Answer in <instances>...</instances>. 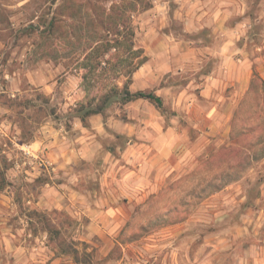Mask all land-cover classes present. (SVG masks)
Returning <instances> with one entry per match:
<instances>
[{"label": "clouds", "instance_id": "clouds-1", "mask_svg": "<svg viewBox=\"0 0 264 264\" xmlns=\"http://www.w3.org/2000/svg\"><path fill=\"white\" fill-rule=\"evenodd\" d=\"M67 2L0 7L38 36ZM75 3L87 43L68 71L10 76L13 50L0 72L20 102L0 106V264H264V193L235 219L248 176L198 214L201 189L247 167L221 145L264 121V0ZM94 51L91 72L77 67Z\"/></svg>", "mask_w": 264, "mask_h": 264}, {"label": "rangeland", "instance_id": "rangeland-1", "mask_svg": "<svg viewBox=\"0 0 264 264\" xmlns=\"http://www.w3.org/2000/svg\"><path fill=\"white\" fill-rule=\"evenodd\" d=\"M13 15L15 13L10 8L0 7V40H5L11 45V48L5 54L4 60L0 61V65H3V67H0V72L4 70V67H8L7 61L11 51L15 50L17 57L24 56L23 61L19 63L13 62V66L8 72L10 76L12 71L21 68L26 71L36 72L38 76H47L62 65L65 67V71H68L71 66L70 61L76 59L75 53L87 43V26L83 23L80 6L75 3V0H68L58 10L57 16H53L51 21L46 22L47 26L38 36L33 25H29L28 28L21 27L18 30L13 29V21L10 19ZM64 17L68 18L67 24L64 22ZM256 27L259 28L260 25ZM34 37L37 38L34 39ZM53 42L56 47H52ZM89 62L91 63V60L85 57L82 64L77 67L83 66L89 70ZM54 79L58 86L71 87L70 83H65L66 77H64L63 73L54 77ZM17 86L21 87L22 91L25 90L22 82ZM0 87L3 88V91L0 92V106L20 107L19 97L13 99L8 95L13 83L7 80H0ZM40 98L41 96L37 95V99ZM245 127L248 130L242 134L240 132L229 134L227 141L221 147L225 151L232 149L244 153L245 160L243 163L247 167L241 168L239 165H235L233 168L236 170L223 171L220 183L208 188L207 193L201 189L200 195L205 196V200L198 214L206 216V210L215 200L231 198L230 194L233 188L243 187L240 183V178L242 175H246L249 179L245 181V185H250L246 189L250 199L242 206L241 213H238L235 217L238 223L243 225L244 221L240 220L239 216L249 215L251 211H254L252 207L253 200L261 193H264V187H262L264 185V121L254 122L248 120L245 123ZM193 150L195 151V149ZM197 162L194 159L191 164H197ZM207 197H211V199ZM244 208H247L246 212L243 211ZM63 251L67 258L75 262L73 249L66 247Z\"/></svg>", "mask_w": 264, "mask_h": 264}, {"label": "trees", "instance_id": "trees-1", "mask_svg": "<svg viewBox=\"0 0 264 264\" xmlns=\"http://www.w3.org/2000/svg\"><path fill=\"white\" fill-rule=\"evenodd\" d=\"M146 7H148V5H145V8ZM52 24H54V23H52ZM120 35H121V33H119V32L116 33V36H120ZM129 35H135V33L134 32H129ZM119 44H120V40L117 39L116 40V45H119ZM98 55H99V51H94L91 54H89V56L86 57V58H89L91 60V63L89 62V70H88L89 72H91L92 69L94 68V66H95V59H96V57Z\"/></svg>", "mask_w": 264, "mask_h": 264}, {"label": "crops", "instance_id": "crops-1", "mask_svg": "<svg viewBox=\"0 0 264 264\" xmlns=\"http://www.w3.org/2000/svg\"><path fill=\"white\" fill-rule=\"evenodd\" d=\"M151 7H153V5L149 4L148 7H146V8H151Z\"/></svg>", "mask_w": 264, "mask_h": 264}]
</instances>
